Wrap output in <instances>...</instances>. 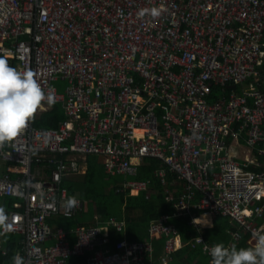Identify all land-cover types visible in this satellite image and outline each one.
<instances>
[{
	"label": "built area",
	"instance_id": "built-area-1",
	"mask_svg": "<svg viewBox=\"0 0 264 264\" xmlns=\"http://www.w3.org/2000/svg\"><path fill=\"white\" fill-rule=\"evenodd\" d=\"M144 8L161 15L141 17ZM0 57L33 71L54 98L42 106L64 104L67 114L58 129L30 121L0 148V162L33 156L44 171L20 186L8 166L0 174V196L20 201L7 213V233L23 236L24 264H152L155 238L176 234L164 225L168 218L153 223L144 241L111 242L112 230L125 229L113 218L72 232L52 224L73 218L82 205L67 207L60 190L79 165L61 159L51 171L47 156L99 155L116 184L136 176L145 158H158L185 183L176 207L194 226L192 210L231 217L254 242L264 232V78L256 70L264 60V0H0ZM59 80L68 83L64 94ZM247 80L241 93L210 101L213 86ZM232 144L259 158L240 164ZM118 187L136 195L145 184ZM178 247L172 237L165 253ZM0 254L7 255L1 240Z\"/></svg>",
	"mask_w": 264,
	"mask_h": 264
},
{
	"label": "trees",
	"instance_id": "trees-1",
	"mask_svg": "<svg viewBox=\"0 0 264 264\" xmlns=\"http://www.w3.org/2000/svg\"><path fill=\"white\" fill-rule=\"evenodd\" d=\"M264 72V65L262 66ZM216 94V92H214ZM217 97V96H216ZM212 96V99H216ZM211 99V100H212ZM46 123L42 126L46 129L56 128V123L48 122L49 119H46ZM103 158L100 156L92 155L88 157V170L85 177V183L83 182L81 188L82 193L78 194V190L73 186V181H65V187L69 188L71 194L81 199V201L89 202V210L94 206L95 210L90 212L89 215L96 214L97 219L102 223L107 219L113 217L116 214H123L125 217V229L123 233L126 236V239L131 241H143L149 237V230L153 223L160 220L164 215H173L174 208L173 204L168 203L166 197L164 196V189L162 184L155 179V171L159 167L157 161H149V166L143 167L139 179L142 180H152L153 181V194H138L131 195L127 192H118V184L123 182L121 179L118 184H114V188L111 187L112 179H108L102 165ZM112 177V176H110ZM179 192L172 190V197L178 198ZM8 202V207L11 205V198H2ZM84 203V202H83ZM11 208V207H10ZM86 205L84 203L83 213L74 220L58 219L52 224H56L58 227L63 228L69 232L74 231L78 226L85 228L89 227H101L99 222H96L94 225H86L90 221V217L86 212ZM173 224L176 225L177 229L182 235V239L186 246L179 250L173 256V260L170 264H210V258L203 253L202 247L198 246L196 248L190 243V241L199 234V230L193 226L189 225V220L177 219L173 220ZM259 225V222L257 223ZM214 228L210 229L207 233H203L205 240L211 244L224 243L227 247L230 245L231 235L229 234L230 230H235V223L230 218H219L216 219V224ZM121 233H116L111 231L109 234L110 241L114 242L122 238ZM70 239L74 240V235H70ZM166 238L162 235L156 237L153 241L155 247L159 250L156 252V258L158 259L161 256L162 248L164 247ZM232 241V240H231ZM253 241L250 234H244V237L240 243H238L237 249L241 247H251V242ZM5 248V245H4ZM6 249V248H5ZM10 255L0 254V264H12L10 262Z\"/></svg>",
	"mask_w": 264,
	"mask_h": 264
},
{
	"label": "clouds",
	"instance_id": "clouds-1",
	"mask_svg": "<svg viewBox=\"0 0 264 264\" xmlns=\"http://www.w3.org/2000/svg\"><path fill=\"white\" fill-rule=\"evenodd\" d=\"M138 14L141 17L146 15L159 17L161 9L144 8ZM45 102L51 104L54 98L50 93L45 92L35 78L34 72L19 70L9 65L7 59L0 57V148L11 143L24 132ZM79 171L80 169L77 173ZM66 203L67 207L72 208L78 201L73 196L68 198ZM12 227L5 208L0 206V235L12 230ZM205 250L211 256L210 264H264V232L256 233L254 246L251 247L237 249L235 244L226 247L221 242L210 249L206 247ZM12 259L13 264H24L19 254Z\"/></svg>",
	"mask_w": 264,
	"mask_h": 264
},
{
	"label": "bare ground",
	"instance_id": "bare-ground-1",
	"mask_svg": "<svg viewBox=\"0 0 264 264\" xmlns=\"http://www.w3.org/2000/svg\"><path fill=\"white\" fill-rule=\"evenodd\" d=\"M263 65H264V60H262L261 65H258L257 68H256L258 76H261V75L263 76L264 75V72L262 70V66ZM247 82H249V85H251V80H247V81L242 82V83H235V84H230V85H227V86H220V85L213 86L212 91L210 92V95H209L210 96V101H212L211 100L212 96H214V97L217 96L216 99H214V100H218L219 97L222 96V95H224L226 97H229V95L232 94V93H240L237 90L238 87L240 88V91L242 92L244 89L250 87V86L246 87L245 84ZM214 92H216V94H214ZM33 119L31 121H33ZM97 119L101 120V116L98 115ZM87 120H90V119H87ZM88 157H89L88 155L75 156V160L77 161L76 162L77 164L79 162L84 163V165H85V169H83L84 174L86 173L85 170L87 169V158ZM232 157L237 162H239L240 164H246L252 159L259 158L257 153H236V154H232ZM46 159L52 161V163L49 164V169L51 171H55V170L58 169V165L61 162V158L60 157H58V156H47ZM152 160L153 161H157L159 164H161V167L156 169V171H155V174H154L155 175V179L158 180L162 184V187L164 189V196L166 197L168 203L173 204V208H174V211H175L172 216L171 215H164V216H162L160 218L159 221H157L155 223H160L163 218H168L167 221L163 222V223H164L165 226L172 227L174 229V231L176 232V234L172 233L170 235H166V234H161V235L166 237V242L172 237L173 238H177L180 241V247L174 249L169 254L165 253V246H166V243H165L164 254L159 257V261H160L161 264H169L170 261H171L172 255L174 253L178 252L179 250H181L185 246V243H184V241L182 239V235L179 232V230L177 229L176 225L172 223V220H177V219L189 220V225L193 226V227H195V228H197L199 230V234L192 239L193 247L196 248L197 246H201L202 250H203V253L205 255H207L210 258V260H211V256L204 250V248L206 246L211 248L213 246V244H210V243L206 242V240L203 237V233H202L203 232L202 227L207 225L205 223L206 220L211 223L212 220L216 219V218H230L235 223L236 231L235 230H230L229 234L231 235V238L233 240H235L237 243L242 241L243 233H248V234H250L252 236V234L249 231L244 230L245 228H240L239 223L236 222L231 217H223L222 215L211 216V215H206L205 213H200V212H198L196 210H192V214L196 215V220L199 219V221L194 226L192 224L193 220L191 218V215L189 213H187L186 211L179 212L177 207H176L179 204L182 196L185 194V192H184L185 183L182 182V181H179L177 179V177H176V173L172 172L170 170V167L167 166L162 160H160L158 158H152V157L145 158L144 161L139 164V166H138L139 167V171H138L136 176H126L125 177L126 178L125 181H134L136 183L145 184V188L141 192H139L138 194H151L152 193L153 181L149 180V179H147V180L139 179V176L141 174L142 168L149 166L150 165L149 161H152ZM8 167H9V171H6V173L9 172L8 174L10 176V180H11L12 184H14V186H18V184L20 186L21 182L26 177L32 178L33 181L37 180V179H40V175H42L43 172H44L42 170V168H40V165L35 161V158L33 156L32 157H28V156L26 157L25 155H20V154L15 156L14 161H12V163H10ZM3 173H1V174H3ZM160 173H162L163 176H160ZM66 180H67V177L64 175L63 178H62V181L60 183V190H65L67 192L69 198H70V197H73L74 195H72L71 191L67 187H65V183L64 182ZM172 190H175V191L179 192L178 198L172 197ZM121 192H123V191H121ZM127 193H129V192H127ZM138 194H136V195H138ZM5 197L6 196H0V198H5ZM74 197L77 199L78 202L81 203L82 211L80 213L76 214L73 218L66 219V220H73L74 218L78 217L84 210L83 201H81V199L77 198L76 196H74ZM10 198L17 201L15 204H17L18 201H19V200L15 199L14 197H10ZM198 201H200V199L199 198H195V202H198ZM258 222H259V225H260L261 220H257L255 225H257ZM236 232H239L241 234V238L239 240H236L233 237V233H236ZM198 238H202V242L197 243L196 239H198ZM253 242L254 241H252L250 243L251 246H253V244H252ZM154 247H155V244H154ZM156 252H157V248L155 247V255H154V259H153V263L152 264H154V261L156 259L155 258ZM164 258H165L166 262H164V260H163Z\"/></svg>",
	"mask_w": 264,
	"mask_h": 264
},
{
	"label": "crops",
	"instance_id": "crops-1",
	"mask_svg": "<svg viewBox=\"0 0 264 264\" xmlns=\"http://www.w3.org/2000/svg\"><path fill=\"white\" fill-rule=\"evenodd\" d=\"M64 83H66V85L64 86L63 84ZM68 83H67V81H65V80H59L58 82H56L55 83V86H56V88H57V90H58V92L59 93H61V94H64L65 93V90H66V88H67V85ZM60 91H64V92H60ZM238 91H240V89L238 90ZM46 119H49V121L48 122H50V123H56L57 125H56V128H53V129H57V128H60V126H61V124H63L64 122H66V120H67V114H66V110H65V107H64V104H58V105H52V106H47V107H44V106H41V108L40 109H38V111L36 112V114H35V116H34V119H33V121H32V123H33V126L35 127V128H37V129H42V128H44V127H38V126H42L44 123H46L47 121H45ZM231 152H232V154H236V153H247V150L245 149V148H239V147H237V146H235V145H233L232 144V148H231ZM92 156V155H91ZM58 157H60L64 162H67V163H70V162H77L76 160H75V156H58ZM90 157V156H89ZM103 158V157H102ZM79 164V169H80V171L78 172V173H70L68 176H66L67 177V180L66 181H68V182H70V181H73L74 183H73V186H75V184H76V187H75V189H77L78 190V194H81L82 193V188H81V186H82V184H83V182L85 183V177H86V173H87V170H88V158H87V169L85 170L86 171V173L83 175V176H81V177H79L78 179H73V178H69V176H73V175H76V174H79V173H81L82 171H83V169H85V165H84V163H82V162H79L78 163ZM102 165H103V161H102ZM8 166V164H6V163H4V162H0V174L1 173H3L2 171H5V169H6V167ZM161 167V164H159V167L158 168H160ZM103 169H104V166H103ZM104 171H105V169H104ZM48 172V171H47ZM105 174H106V176H107V178L108 179H112V183H111V187L112 188H114V184H115V180L113 179V177H110V175L105 171ZM123 180L125 179L126 180V178L124 177V178H122ZM124 180V181H125ZM115 186H116V184H115ZM69 189V188H68ZM152 194H153V192L151 193V194H149V196H152ZM140 195V194H139ZM83 201V200H82ZM17 201L16 200H11V205H10V207H8V202L7 201H5L4 199H2V198H0V206H2V207H4L5 208V211H6V213H8V212H11V210L13 209V206H14V204L16 203ZM20 201H18V203H19ZM84 203H85V205H86V212H87V215L90 217V221L86 224V225H94L96 222H99V224L100 223H102L100 220H98L97 219V216H95L96 214H92V215H89V213L90 212H92V210L94 209V206H92L91 208H90V210H89V202L88 201H83ZM84 211V210H83ZM95 210H93V212H94ZM83 213V212H82ZM81 213V214H82ZM80 214V215H81ZM79 215V216H80ZM78 216V217H79ZM77 218V217H76ZM76 218H74V219H76ZM111 218H113V219H116L117 221H119V222H123V223H125L126 224V221H125V217H124V215L123 214H116V215H114L113 217H111ZM73 219V220H74ZM110 219V218H109ZM108 220V219H107ZM205 221V220H204ZM207 221V220H206ZM104 222V221H103ZM172 222H173V220H172ZM206 226H204V227H202V230H203V232H204V229L207 227V226H211V223L209 222V221H207L206 222ZM98 228H100V227H98ZM117 233V232H116ZM122 234V238H126V236L123 234V233H121ZM244 234H247V233H243V237H244ZM149 236H150V234H149ZM165 237V236H164ZM121 238V239H122ZM149 238V237H148ZM166 238V237H165ZM76 238H75V235H74V240H75ZM205 239V238H204ZM0 240L2 241V243H3V245H5V248H6V250H7V255L9 254L10 255V262L12 261V264H13V257L15 256V255H17V254H21L22 253V246H23V236L22 235H19V234H16V233H6V234H3V235H0ZM73 240V241H74ZM232 240V241H231ZM230 240V238H229V242H228V244L230 243V245H232V244H235V245H237L238 243L235 241V240H233V239H231ZM144 241V240H143ZM207 242V241H206ZM154 243V242H153ZM165 243H166V241H165ZM190 243L193 245V241L191 240L190 241ZM209 243V242H208ZM240 243V242H239ZM48 244H52V242H49ZM155 244V243H154ZM211 244V243H210ZM214 245V244H213ZM229 245V246H230ZM164 246H165V244H164ZM185 246H186V244H185ZM198 247V246H197ZM158 250V249H157ZM158 252H159V250H158ZM161 252V255H163L164 254V247L162 248V251H160ZM177 253V252H176ZM176 253H174V254H176ZM174 254L172 255V257H171V261L173 260V256H174ZM22 257V256H21ZM155 258H156V256H155ZM71 261H74V259L73 258H71ZM170 261V262H171ZM154 264H161L160 263V261H159V258L157 259H155V261H154ZM170 264V263H169Z\"/></svg>",
	"mask_w": 264,
	"mask_h": 264
},
{
	"label": "rangeland",
	"instance_id": "rangeland-1",
	"mask_svg": "<svg viewBox=\"0 0 264 264\" xmlns=\"http://www.w3.org/2000/svg\"><path fill=\"white\" fill-rule=\"evenodd\" d=\"M25 40H27V37H25ZM6 59L9 60V61H13V62H15L14 59H12V58L7 57ZM15 63H16V62H15ZM16 65H18V64L16 63ZM260 77L264 78V75H263V76L261 75ZM63 85L65 86L66 83H64ZM245 85H246V87H249V86H250V85H249V82H247ZM239 89H240V88L238 87L237 90H239ZM60 92H64V91H60ZM239 92L241 93V91H239ZM83 174H84V171H82V172L79 173V174H76V175H73V176H69V178L78 179L79 177L83 176ZM216 219H219V218H216ZM216 219H213V220H212V222H211V226H207V227L204 229L205 233H207L210 229L214 228L213 226H214V224H216ZM220 219H221V218H220ZM206 222H207V221H206ZM206 222H205V223H206ZM48 245H50V244H48Z\"/></svg>",
	"mask_w": 264,
	"mask_h": 264
}]
</instances>
